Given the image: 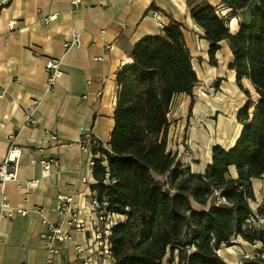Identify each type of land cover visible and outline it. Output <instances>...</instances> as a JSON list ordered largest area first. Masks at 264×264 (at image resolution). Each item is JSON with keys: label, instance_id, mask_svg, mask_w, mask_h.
<instances>
[{"label": "crops", "instance_id": "crops-1", "mask_svg": "<svg viewBox=\"0 0 264 264\" xmlns=\"http://www.w3.org/2000/svg\"><path fill=\"white\" fill-rule=\"evenodd\" d=\"M71 1L0 0V164L13 146L31 150L28 157L16 161L15 180L4 186L0 181V264H47V220L57 212L59 196L73 198L85 229L57 246L55 264H84L90 258V264H97L90 209L96 181L90 158L81 151V136L88 135L110 149L121 94L118 74L131 65L130 56L141 40L163 33L169 17L183 26L193 67L194 58L209 56L204 33L191 18L189 0H78L77 7ZM153 4L158 12L152 10ZM209 4L220 15L230 16L233 35L240 23L251 21L253 8L235 17L219 0H209ZM75 37L78 45L69 48ZM223 45L227 46L223 43L221 49ZM49 62L59 63L62 73L52 91H48ZM244 106L226 123L228 129L220 132L225 142L214 145L212 151L216 146L232 149L237 135L232 131L238 123L243 125L237 114ZM212 151L201 169L184 165L192 174L202 175L211 163ZM47 161L56 164L50 177L43 178L42 163ZM31 181L36 182L32 188L27 186ZM253 190L257 203H262L264 177L254 181ZM3 198L10 208L6 214L12 218L2 212ZM240 241V253L227 251L222 256L219 252L226 264H242L259 256L260 245ZM76 245H82L85 252L78 254Z\"/></svg>", "mask_w": 264, "mask_h": 264}, {"label": "trees", "instance_id": "trees-1", "mask_svg": "<svg viewBox=\"0 0 264 264\" xmlns=\"http://www.w3.org/2000/svg\"><path fill=\"white\" fill-rule=\"evenodd\" d=\"M219 2L235 17L253 8L250 23H240L233 35L209 0L188 1L211 66L223 43L235 58L230 70L247 98L237 114L243 132L232 149H213L204 174H192L168 151L173 101L192 98L199 83L183 26L169 17L160 36L135 46L131 65L117 77L110 149L94 148L105 158L95 160L92 191L109 213L125 219L110 238L114 264H226L219 252L236 239L261 246L259 256L242 264H264V201L257 203L253 190L264 177V0ZM152 10L159 11L154 4ZM193 107L194 101L190 112Z\"/></svg>", "mask_w": 264, "mask_h": 264}, {"label": "rangeland", "instance_id": "rangeland-1", "mask_svg": "<svg viewBox=\"0 0 264 264\" xmlns=\"http://www.w3.org/2000/svg\"><path fill=\"white\" fill-rule=\"evenodd\" d=\"M221 16L224 17V14ZM224 18L231 30L230 16L226 15ZM200 52L204 53L203 48ZM207 57L208 59L202 55L200 58H194L199 83L194 89L193 97L177 98L169 114L170 151L177 155L183 164L193 166L195 170L201 169L209 161L214 145L225 142L220 134L228 129L226 123L247 103L246 96L232 80L233 74L230 71L232 55L229 48L222 46L216 56L214 67L211 66L208 55ZM243 85L250 91L254 100V92L250 85L247 82ZM192 101L194 107L190 112ZM240 126V123L238 126L235 125L232 131L234 136L240 130ZM255 208L256 205L253 204V209ZM241 244L240 239L233 240L230 246L222 249L221 255L224 256L227 251L240 253Z\"/></svg>", "mask_w": 264, "mask_h": 264}, {"label": "built area", "instance_id": "built-area-1", "mask_svg": "<svg viewBox=\"0 0 264 264\" xmlns=\"http://www.w3.org/2000/svg\"><path fill=\"white\" fill-rule=\"evenodd\" d=\"M80 3L81 2L78 0L71 1L73 7L79 6ZM2 5H6V2H3ZM76 45H78V40L75 37L72 44H69L68 47L71 48ZM109 49H112V46L109 47ZM46 71L49 74L48 91H52L62 75L60 64L57 62H49L46 66ZM30 121L31 118L28 119V122ZM98 143V141L89 137L88 135L81 136L79 142L81 151L90 158V166L92 169L95 165V160L105 158L101 153H94V148L97 147ZM30 153L31 150L26 147L13 146L10 149L7 160L0 164V181L2 186H4L7 182L15 180L17 177V169L15 167L16 161L21 157H28ZM55 164L56 163L54 161L42 163L43 178L50 177L51 169ZM82 183L84 185L87 184L85 180H82ZM35 185L36 182L34 181L27 183V186L30 188L34 187ZM98 199V193L93 192V200L90 206L92 214V249L95 250L97 264H114L110 238L112 235V230L117 224L116 220L119 218V216L109 213L106 210L107 204L105 202L101 204ZM57 201V212L47 220L48 234L45 238L48 252L47 264H55V260L58 256L57 246L59 244H64L70 241L72 239L73 233L83 232L85 229L84 223L78 218L79 208L73 198L59 196L57 197ZM1 209L3 214L5 213L6 217H13L11 214H6L10 208L4 198L1 202ZM75 250L78 254H83L85 252V249L82 245H76ZM90 263L91 258L86 259L84 262V264Z\"/></svg>", "mask_w": 264, "mask_h": 264}, {"label": "bare ground", "instance_id": "bare-ground-1", "mask_svg": "<svg viewBox=\"0 0 264 264\" xmlns=\"http://www.w3.org/2000/svg\"><path fill=\"white\" fill-rule=\"evenodd\" d=\"M205 57H206V59H208L207 55H206ZM230 64H231V65H235V58H234V56L231 57ZM242 130H243V125L241 126L239 132L237 133L236 137H235L234 140L232 141L231 148H233V147L236 145V143H237V141H238V139H239V137H240V135H241V133H242ZM212 131H213V130H212Z\"/></svg>", "mask_w": 264, "mask_h": 264}, {"label": "water", "instance_id": "water-1", "mask_svg": "<svg viewBox=\"0 0 264 264\" xmlns=\"http://www.w3.org/2000/svg\"><path fill=\"white\" fill-rule=\"evenodd\" d=\"M242 132H243V130H242ZM242 134V133H241ZM241 136V135H240ZM240 138V137H239ZM239 140V139H238Z\"/></svg>", "mask_w": 264, "mask_h": 264}]
</instances>
